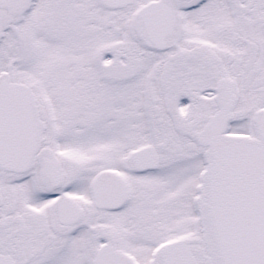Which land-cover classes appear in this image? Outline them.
Returning a JSON list of instances; mask_svg holds the SVG:
<instances>
[{
    "label": "snow or ice",
    "instance_id": "6c2138e0",
    "mask_svg": "<svg viewBox=\"0 0 264 264\" xmlns=\"http://www.w3.org/2000/svg\"><path fill=\"white\" fill-rule=\"evenodd\" d=\"M0 264H264V0H0Z\"/></svg>",
    "mask_w": 264,
    "mask_h": 264
}]
</instances>
